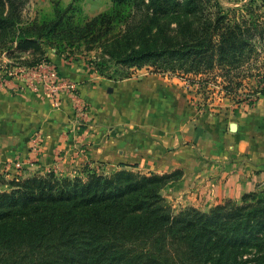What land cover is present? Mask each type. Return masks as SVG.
Instances as JSON below:
<instances>
[{"label": "trees", "instance_id": "obj_1", "mask_svg": "<svg viewBox=\"0 0 264 264\" xmlns=\"http://www.w3.org/2000/svg\"><path fill=\"white\" fill-rule=\"evenodd\" d=\"M29 1L0 0V53L19 65L49 51L94 52L103 72L214 74L230 94L254 77L264 91V0L236 9L220 0H109L92 17L78 0H53L51 13L26 20ZM136 167L10 180L0 191V264H264L262 191L176 212L162 191L183 171Z\"/></svg>", "mask_w": 264, "mask_h": 264}, {"label": "crops", "instance_id": "obj_2", "mask_svg": "<svg viewBox=\"0 0 264 264\" xmlns=\"http://www.w3.org/2000/svg\"><path fill=\"white\" fill-rule=\"evenodd\" d=\"M48 56L59 75L74 85L76 91L64 88L55 101L41 91L24 89V82L16 75L8 76L6 87L0 90V188L9 186L8 181L17 172L14 163L19 160L25 166L21 176L26 177L49 171L74 175L92 160L118 153L123 156L125 140L114 141L113 137L112 141L108 140L102 125L93 132L91 126L85 127V118L90 115L97 120L94 115L98 114L105 123H123L129 115L125 96L139 103L140 96L145 94L153 95L157 102L162 100L164 105L162 110L150 106L149 114L142 119L140 110L130 112L127 120L132 134L136 133L135 141L131 142L136 144L132 156L144 172L162 174L178 168L183 171L181 178L166 190L168 194L190 193L191 200L187 201L191 205L212 207L228 198L240 200L244 192L262 186L264 99L244 114L237 133L225 134L221 128L214 136L204 125L189 120L191 112L181 101L175 108L177 111L179 107L181 115L175 124L171 123L172 97L177 94L171 85L156 76L143 82L132 78L115 82L94 74L91 63L84 57L72 58L51 51ZM5 59L10 60L7 56ZM10 63L12 68L19 65V62ZM73 96L86 106L85 113L78 112ZM141 130L152 131V137L159 139L148 140L144 155L139 153ZM161 135L164 138L160 141ZM189 144L195 145L198 151L185 149ZM122 156L116 157L123 159Z\"/></svg>", "mask_w": 264, "mask_h": 264}, {"label": "rangeland", "instance_id": "obj_3", "mask_svg": "<svg viewBox=\"0 0 264 264\" xmlns=\"http://www.w3.org/2000/svg\"><path fill=\"white\" fill-rule=\"evenodd\" d=\"M63 3L66 5L73 0H62ZM224 8L226 9H236L243 6L245 3H248L250 0H220ZM52 4L53 0H30L27 4L25 10H24V18L26 20H33L35 17L40 16L43 13H51L52 11ZM78 4L83 8V16L86 17H92L96 13L105 10L109 7L110 2L109 0H78ZM262 51L264 52V44L261 46ZM94 52L90 53H74L73 55H70L72 58H79L84 57L86 60H88L90 63L92 60H94ZM6 54L0 53V68H9V66L12 65L10 62H18L14 60L13 58L8 61V59H5ZM22 56H26V54H22ZM264 58V53L262 54ZM6 60V61H5ZM263 61V60H261ZM89 63V65H90ZM16 65V64H15ZM91 67L94 70V74L97 76H102V78H106L110 81H124L128 78H132L136 81L143 82L144 80H147L148 77H154L156 76L160 81H164L168 85H171L174 92L177 94L172 97L173 103L171 108V123L175 124L176 121H178L179 115H181V111L179 107L177 108V111L175 108L177 107V104L179 106L180 101L185 107L188 108L189 112H191V115L189 117V120H191L192 123L204 125V128L206 131H209L214 133L217 132L218 129L221 130L224 129L225 134H235L238 132V124L239 121H243L242 117L245 116V113H248L249 110L254 107V105L259 101L260 99H264V91H257L258 88V82L256 78H247L244 80L243 86L233 91L231 94L227 89L223 88V80L220 77H215L214 74L211 75H200L196 76L193 74H185V75H178L173 74L171 72H154L153 68L151 67H145L141 70L139 69H132L127 76H123L122 74L116 72V67H108L103 72L101 71L100 67L95 65V63H91ZM254 72H257L254 70ZM262 74L260 76H264V69L261 71ZM160 85V83H159ZM264 86V82L260 85ZM145 93H149L148 90L144 91ZM178 93L179 96H178ZM182 98V99H181ZM183 98H185L183 100ZM125 104L128 107L129 115L127 114L124 118V122H120L118 124H108L105 123V119H99V115H94L95 118H92V116H88L85 118V127L91 126L92 131L98 129V126H103L105 128V134L109 138H112L114 141H120L125 140L126 144L123 146V156L118 153L116 156H122L116 157L114 155H108L107 158L92 160L90 162H87L84 164L79 173H75L74 175H62L59 173H56L59 176H69V177H75V176H85L88 172H97L99 174H110L117 169L120 168L121 164H128V165H137V162L134 160L135 157H133V153L136 148V144H131L132 141H135V131L132 134L131 125L127 120L131 113H135L137 110L139 111V116L142 119L143 116H147L149 114L148 109L151 106L152 108H155V106L159 107L161 110L163 109V102L162 100L157 102V99L152 96H148V94L140 96V102L137 103L133 100H131V96H125ZM181 99V100H180ZM175 101V102H174ZM89 107V108H88ZM87 108L89 110L92 109V105L89 103V106ZM146 108V109H145ZM125 107V111H126ZM145 110V111H144ZM144 111V112H143ZM125 121L127 123H125ZM236 123L237 124V130L233 131L231 130V124ZM153 132L152 131H140L139 134V140H140V146H139V153L144 155V153L147 154V146L148 140H159L158 137H152ZM164 138L163 135L160 137V141ZM110 140V141H112ZM162 145V144H161ZM163 148V146H161ZM188 151H192V149L195 151H198L195 145L189 144V146L185 147ZM120 154V155H119ZM22 164L23 161L19 160ZM144 165V164H143ZM141 165V166H143ZM145 167H147L145 163ZM16 172V175L12 177V179L21 176V171L25 169V166L23 165V168L20 170H17L16 166H14ZM179 169V168H178ZM135 170H140L143 173H150V172H144L142 169L137 167ZM176 170V169H175ZM50 172V171H49ZM47 173V172H46ZM36 174V173H34ZM34 174L28 175L32 176ZM45 174V173H43ZM163 174V173H162ZM26 176V177H28ZM11 179V180H12ZM0 178V182H1ZM9 182V181H8ZM173 182H171L166 188L163 189L162 193L167 198L169 203L173 206L174 210L177 212L182 208L193 206L200 208L202 210H208L210 207L208 206H194L191 205L187 200H191V194L190 193H183L181 195H172L168 194V190L172 186ZM259 188H256L252 191L244 192L243 194L250 193V192H259L262 191L264 193V176H263V183L261 184ZM12 187H2L0 188V191L2 190H10ZM243 196V195H242ZM229 199V198H228ZM232 199V198H230ZM242 199V197H241ZM240 200H236L237 202H241ZM226 200V199H225ZM224 200V201H225ZM234 200V199H233Z\"/></svg>", "mask_w": 264, "mask_h": 264}, {"label": "built area", "instance_id": "obj_4", "mask_svg": "<svg viewBox=\"0 0 264 264\" xmlns=\"http://www.w3.org/2000/svg\"><path fill=\"white\" fill-rule=\"evenodd\" d=\"M16 75L24 82V89L37 92L41 91L51 99L57 101L58 95L65 88L76 91L75 86L66 82L58 72L56 65L50 60H42L35 65H17L12 68H0V90L5 88L8 83V76ZM74 102L79 113L86 112V106L75 96ZM21 162L14 163L17 170L23 168Z\"/></svg>", "mask_w": 264, "mask_h": 264}, {"label": "water", "instance_id": "obj_5", "mask_svg": "<svg viewBox=\"0 0 264 264\" xmlns=\"http://www.w3.org/2000/svg\"><path fill=\"white\" fill-rule=\"evenodd\" d=\"M230 127H231V130H233V131L237 130V124L236 123H232Z\"/></svg>", "mask_w": 264, "mask_h": 264}]
</instances>
